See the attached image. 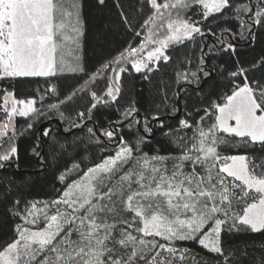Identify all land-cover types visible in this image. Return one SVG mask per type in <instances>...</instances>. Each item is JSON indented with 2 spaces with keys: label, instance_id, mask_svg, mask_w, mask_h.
Listing matches in <instances>:
<instances>
[{
  "label": "snow or ice",
  "instance_id": "snow-or-ice-1",
  "mask_svg": "<svg viewBox=\"0 0 264 264\" xmlns=\"http://www.w3.org/2000/svg\"><path fill=\"white\" fill-rule=\"evenodd\" d=\"M148 2L154 11L142 27L148 26L146 41L159 45L147 53L148 61L157 62L169 60L164 50L171 43L202 34L196 23L183 18L182 11L193 4L202 5V16L207 20L229 6V0ZM245 11L250 9L245 6ZM262 19L264 7L258 6L255 23ZM80 23L76 0H0V78L55 75L57 66L64 65L65 55L73 51L65 48L66 42L78 47ZM161 30L166 34L154 38ZM144 47L142 43L139 49H126L111 63L119 66ZM131 66L136 72L152 70L135 58ZM125 70L112 69L116 83L114 87L110 84L106 93L112 101L120 92V73ZM73 95L75 92L66 99L71 100ZM91 96L99 99L95 92ZM3 103L9 123L14 115L27 117L37 111L34 100L16 101L13 93H5ZM214 108L215 122L207 129L198 122L191 146L178 143L182 149L179 155H134L133 148L121 140L115 155L89 167L58 199L44 202L43 208L32 202L23 219L31 225L43 222L45 226L33 229L17 225V238L0 250V264H174L178 249L172 242L197 240L209 252L223 256V231L264 230V159L257 163L256 157L247 154L222 156L218 151L221 146H232L233 138H238L237 147L259 146L264 151V85L255 82L253 87L245 78L242 86H236L225 102L214 104ZM134 111L129 110L128 115ZM9 123L0 125V136L7 134ZM180 124L192 127L186 120ZM104 135L112 138L114 132ZM16 151L11 147L0 154V161L10 160ZM129 164L131 167L123 171ZM59 179L63 181L65 176ZM50 206H55L51 215ZM128 214L130 218H125ZM149 236L153 239H145ZM155 237L169 243H158ZM179 259H185L183 253ZM224 261L227 264L228 257Z\"/></svg>",
  "mask_w": 264,
  "mask_h": 264
},
{
  "label": "trees",
  "instance_id": "trees-1",
  "mask_svg": "<svg viewBox=\"0 0 264 264\" xmlns=\"http://www.w3.org/2000/svg\"><path fill=\"white\" fill-rule=\"evenodd\" d=\"M258 6L264 7L261 0H229L222 13L205 20L202 5L193 4L181 15L196 23L202 34L171 43L165 50L168 61L161 59L151 71L136 72L131 57L119 66L111 62L143 41L148 26L142 25L154 11L148 0H81L83 71L0 78V122L7 116L5 93H13L16 101L34 100L37 110L27 117L15 115L14 131L0 141V154L13 146L17 149L10 160L0 161V250L17 238V225L41 227L42 222L31 225L23 219L32 202L42 208L44 202L58 199L69 183L113 155L121 140L148 156L179 155L178 143L190 147L198 122L205 129L210 127L217 113L214 104H223L245 78L253 87L255 82L264 85V19L255 23ZM120 67L126 70L120 73V92L112 101L106 91L116 83L112 69ZM233 72L238 75L232 76ZM91 92L99 99L94 100ZM131 109L135 111L128 115ZM181 120L192 127H182ZM106 131H113L114 136L107 137ZM236 140L232 146H221L220 154H247L256 157L257 163L264 159L259 146L237 147ZM187 170H191L188 165ZM62 174L63 181L59 179ZM172 246L178 249L174 264H225V256L227 264H264V230L223 231V256L209 252L197 240L175 241Z\"/></svg>",
  "mask_w": 264,
  "mask_h": 264
},
{
  "label": "rangeland",
  "instance_id": "rangeland-1",
  "mask_svg": "<svg viewBox=\"0 0 264 264\" xmlns=\"http://www.w3.org/2000/svg\"><path fill=\"white\" fill-rule=\"evenodd\" d=\"M76 2H77L78 5H79V15H80V18H81V0H76ZM81 20H82V19H81ZM147 32H148V30L146 31L145 35L143 36V41H142V42L138 45V47H136V48L139 49L142 43L145 44V47L143 48L142 51H138V52L135 54V56H134V57H131V58H135V59H137V60H143L145 63L149 64V66L152 68V67H154V66L156 65L157 61H154V60H153V61H148V60H147V53H148L149 51H151L154 47H158L159 45H158V44H152V43L146 41V35H147ZM164 34H166V33H165V32H164V33H161V36L157 35V37H154V38H162ZM69 35H72V33L69 32ZM81 39H82V36H81ZM76 47H77V46H76L75 44H73L71 41L66 42V44H65V48H66V49H67V48H71V49H73L71 55H68V54L65 55V60H68V59H69V61L66 62L67 64H68V63H69V64H72V63H73L72 61L75 60ZM165 50H166V49H165ZM165 50H164V53H165ZM79 60H80V68H82L81 52H80V58H79ZM130 64L132 65V60H131V63H130ZM132 68H133V67H132ZM133 69H134V68H133ZM134 70H135V69H134ZM144 70H146V69H144ZM144 70H142V71H144ZM68 72H71V70H69V71H67V70H63V69L61 68L60 65L57 66L56 73H68ZM73 72H75V71H73ZM106 93H107V91H106ZM106 96H107V94H106ZM33 106H34V105H33ZM22 107H23V105H22ZM5 113H6V112H5ZM6 114H7V113H6ZM216 114H217V113H216ZM6 117H7V116H6ZM6 120H7V119H4V121H6ZM232 123H234V122H232ZM8 134H9V133H8ZM8 134L5 136L6 138H7ZM5 137H4V138H5ZM4 138H3V139H4ZM127 145H128V144H127ZM121 146H122V144H121L119 147H121ZM129 146H130V145H129ZM119 147L116 148V151L119 150ZM116 151H115V153H116ZM115 153H114L113 155H115ZM134 155L142 156V155H144V154L137 153V152L134 151ZM168 166H169V168L171 167V161L168 162ZM129 167H131L130 164H129V165H126V166L124 167L123 171H127ZM186 170H187V165H186ZM82 176H83V175H81L80 177H82ZM80 177H78V178L75 179L74 181L79 180ZM72 182H73V181H72ZM72 182H71V183H72ZM71 183H69V184H71ZM69 184H68V186H69ZM68 186H67V187H68ZM67 187H66V189H67ZM66 189H65V190H66ZM65 190H64V191H65ZM62 194H63V193H62ZM62 194H61V196H62ZM37 207L40 208L39 205H37ZM61 207L63 208L64 206H61ZM42 208H43V207H42ZM54 211H55V206H53V208H52L51 211L49 210V215L53 214ZM130 216H131V214H128L125 218H130ZM182 218H183V217H182ZM29 219H31V218L29 217ZM44 226H45V225H44L43 222H42L41 227H35V228H43ZM136 226H140V225L137 224ZM207 227H208V226H206V229H205V230H207ZM35 228H33V229H35ZM133 234L136 235L137 233L133 232ZM72 238H73V239H76L77 237H76L75 234H73V237H72ZM148 240H149V239H148Z\"/></svg>",
  "mask_w": 264,
  "mask_h": 264
},
{
  "label": "crops",
  "instance_id": "crops-1",
  "mask_svg": "<svg viewBox=\"0 0 264 264\" xmlns=\"http://www.w3.org/2000/svg\"><path fill=\"white\" fill-rule=\"evenodd\" d=\"M80 20H81V18H80ZM79 27H80L81 35L78 37V41H77V43H78V47H76L75 60L72 61V62H73L72 64H69V63L67 64V63H66V62L69 61V59H68V60H65L64 65L61 66V68H62L63 70H67V71H69V70H71L72 68H76L77 70H76L75 72H79V71H80V70H79V69H80V60H79V58H80V52H81V49H82V39H81V36H82V34H83L82 20H81V23H80ZM58 66H59V65H58ZM71 72H73V71L71 70ZM13 98H14V96H13ZM14 99H15V98H14ZM10 104H11V100L9 101V105H10ZM3 107H4V103H3ZM5 123H9V122H8V119H7V121L0 122V125H3V124H5ZM14 127H15V115L13 116V119H12L11 122L9 123V127H8V129H7V134L13 132V131H14ZM7 134H6V135H7ZM6 135H4V136H0V141H1Z\"/></svg>",
  "mask_w": 264,
  "mask_h": 264
},
{
  "label": "water",
  "instance_id": "water-1",
  "mask_svg": "<svg viewBox=\"0 0 264 264\" xmlns=\"http://www.w3.org/2000/svg\"><path fill=\"white\" fill-rule=\"evenodd\" d=\"M127 121H128V120L123 121L120 125L122 126V125L126 124ZM23 172H27V171L25 170V171H23Z\"/></svg>",
  "mask_w": 264,
  "mask_h": 264
},
{
  "label": "built area",
  "instance_id": "built-area-1",
  "mask_svg": "<svg viewBox=\"0 0 264 264\" xmlns=\"http://www.w3.org/2000/svg\"><path fill=\"white\" fill-rule=\"evenodd\" d=\"M5 119H7V117H6ZM6 121H7V120H6Z\"/></svg>",
  "mask_w": 264,
  "mask_h": 264
},
{
  "label": "bare ground",
  "instance_id": "bare-ground-1",
  "mask_svg": "<svg viewBox=\"0 0 264 264\" xmlns=\"http://www.w3.org/2000/svg\"><path fill=\"white\" fill-rule=\"evenodd\" d=\"M225 44V42H223Z\"/></svg>",
  "mask_w": 264,
  "mask_h": 264
}]
</instances>
